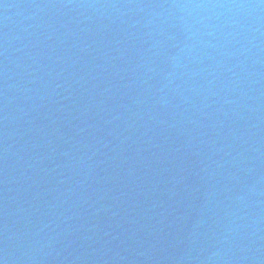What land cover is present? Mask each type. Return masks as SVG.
Instances as JSON below:
<instances>
[{"label": "water", "instance_id": "1", "mask_svg": "<svg viewBox=\"0 0 264 264\" xmlns=\"http://www.w3.org/2000/svg\"><path fill=\"white\" fill-rule=\"evenodd\" d=\"M0 264H264V0H0Z\"/></svg>", "mask_w": 264, "mask_h": 264}]
</instances>
